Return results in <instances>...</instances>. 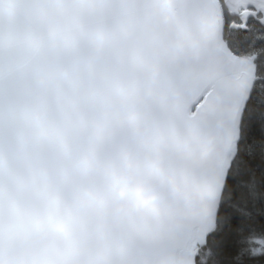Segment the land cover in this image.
Returning <instances> with one entry per match:
<instances>
[{"label": "snow or ice", "instance_id": "snow-or-ice-1", "mask_svg": "<svg viewBox=\"0 0 264 264\" xmlns=\"http://www.w3.org/2000/svg\"><path fill=\"white\" fill-rule=\"evenodd\" d=\"M0 264H264V0H0Z\"/></svg>", "mask_w": 264, "mask_h": 264}]
</instances>
